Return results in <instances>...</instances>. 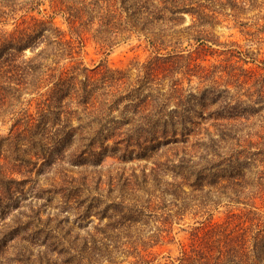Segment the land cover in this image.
<instances>
[{
  "label": "trees",
  "instance_id": "16d2710c",
  "mask_svg": "<svg viewBox=\"0 0 264 264\" xmlns=\"http://www.w3.org/2000/svg\"><path fill=\"white\" fill-rule=\"evenodd\" d=\"M43 1L0 0V26ZM49 1L77 37L56 27L53 17L32 16L12 31L0 29V127L10 126L7 136L0 135L7 148L0 153V264H92L95 234L87 226H80L86 235L73 233L57 222L58 212L73 210L77 224L106 220L105 227L94 226L97 233L124 223L129 231L155 212V200L177 197V190L190 198L203 195L202 206L231 208L225 226L209 230L197 263L264 264V107L245 108L230 88L196 94L183 86L185 76L190 83L209 79L213 47L223 46L225 61L245 75L240 86L255 77L264 102L260 52H243L237 42L222 44L210 30L226 11L235 18L247 11L262 14L264 0H133L123 10L117 0ZM97 8L100 15L90 21L107 34L101 46L138 37L152 50L136 75L103 61L85 65L79 26ZM263 33L264 24L249 35ZM34 101L37 116L30 112ZM132 160L153 166L127 178L123 167L105 174L117 162ZM167 176L174 181H164ZM164 185L174 189L162 190ZM125 190L146 201L110 199ZM29 197L41 207L26 202ZM42 208L54 214L44 219ZM237 218L246 222L243 227L232 222Z\"/></svg>",
  "mask_w": 264,
  "mask_h": 264
},
{
  "label": "rangeland",
  "instance_id": "374dc122",
  "mask_svg": "<svg viewBox=\"0 0 264 264\" xmlns=\"http://www.w3.org/2000/svg\"><path fill=\"white\" fill-rule=\"evenodd\" d=\"M117 1L116 6L119 10L125 9V6H131L130 4L134 2L133 0ZM261 1L262 0H259V3ZM99 12L100 8H97L95 12H90V16L83 19V26H79L80 29L78 32L82 35L85 44V52L82 53L85 65L89 68H94L103 61L113 70H130L133 76L136 75L138 66H141L153 57L152 50L143 39L139 40L138 37H133L127 41H125V37H119L115 41L113 47L101 46L100 43L103 40L102 38L104 35L107 36V34L103 33L102 30L98 32V24L95 23V25H92L90 21L95 20L100 15ZM263 14L264 11L260 15H257V12L247 11L243 15H240V18H235L232 12L226 11L225 14L219 15V17L214 20L213 28H209L216 40L220 43L229 44L231 42H237L241 46L243 52H253L255 54L260 52V57L264 58V45H262L264 33L255 37L249 35L250 33L257 32L264 24V20L261 18ZM32 16L44 20L53 17L56 27L65 31L69 37H77L75 33L70 31L65 18L59 14L58 9L53 7L49 0H44L42 5L34 11H22L10 15V17L6 19L8 25L5 27L0 26V29L5 28L8 31H12L24 20L31 22ZM190 22V17L187 16V24ZM49 33V31H45L46 35ZM213 49L216 51V54L210 57V62L206 64L211 72L209 79L201 80L192 78V82L190 83L185 76L183 77L184 88L196 94L204 89L213 87H219L221 89L230 88L232 94L235 95L236 98L240 96V99L246 103L243 104L245 108L252 106L264 107V102L260 103L259 101L257 93L258 88L254 86L255 77L252 78L248 85L240 86V83L245 79L244 73L238 68L233 70V68L238 67L237 64H230L225 61V56L221 54L224 50L223 46H214ZM27 54L31 55V52L28 51ZM249 67L254 68L256 65L250 64ZM58 68H60V66H58ZM228 72L231 73V76H229ZM179 77L182 76L180 75ZM239 77L240 80H238ZM247 77H249V75ZM58 107L57 105V109ZM37 110L38 104L34 101L30 107V112L36 115L38 112ZM254 121H256V119ZM9 127L10 126L0 127V135L6 134L5 136H7ZM254 128L255 131L258 130L257 127ZM262 134H264V131ZM254 141L258 143L257 138H254ZM260 141H264V135L263 140ZM3 150L6 152L7 148L0 144V153L3 152ZM112 162H114L112 159L108 160L109 164ZM152 166L153 165L148 164L146 161L132 160L126 164L117 162L115 166L107 169L105 174H108V171L115 172L114 170L116 168L122 172L121 168L123 167L126 169V172L123 170V173L125 174V178H127L133 170L139 173L142 168H151ZM39 178L44 180L43 177ZM117 178H120V176L117 175ZM166 180L173 182L174 178L167 176L164 181ZM29 187L30 185L27 189ZM164 188L169 190L174 189L166 185L162 187V190ZM186 191L189 192L190 190L187 189ZM132 192L131 190H125V193L118 195L114 194L110 196V199L117 200L118 202H125V199L128 202L137 200L140 203H143L146 199L143 194L137 193L138 195H131ZM155 194L160 196L157 191H155ZM177 194V197L167 195L163 196L161 200H153L154 204L157 206L155 212L150 215L147 221H143L142 219L135 228L129 231H126L124 223L120 226H114L113 229L106 230L105 233H97L94 226L105 227L107 223L106 220L100 221L98 218L92 217L87 220V222L77 224L75 212L73 210L67 214L58 212L57 222H60L63 226L70 225L73 233L86 235L81 231L80 226H87L86 230L95 234L94 241L97 242L98 245L95 247L97 250L95 249V258H93L92 264H165L170 261H175L176 264H179L180 261L178 259L186 258V256L193 259L189 264H193V262H196L195 264H200L197 263V260L201 256V253L205 251L204 246H206V240L210 237L208 234L209 230L215 227H224L228 212L231 208L214 210L210 202L202 206V203H205L206 199L199 193L194 194V198H190L178 190ZM28 201L34 203L37 208H40L42 205L41 201L32 200L31 197H29L26 202ZM24 204L28 205L25 202ZM262 209L264 211V207ZM42 210L44 219L47 218L48 212L54 214V211H50L51 209L47 210L42 208ZM66 218H69L68 224L64 223ZM234 221L235 225L241 223V225H239L241 227L246 223L240 218L232 220L233 223ZM55 224L56 222H53L52 226L54 227ZM89 224L92 226H88ZM195 233L199 235V238L194 235ZM32 252L34 253L35 249L32 250ZM213 256L218 257V253H215ZM11 264L15 263L11 262Z\"/></svg>",
  "mask_w": 264,
  "mask_h": 264
}]
</instances>
